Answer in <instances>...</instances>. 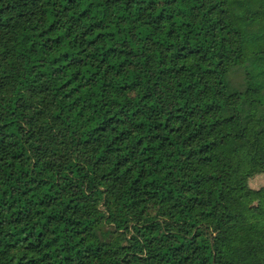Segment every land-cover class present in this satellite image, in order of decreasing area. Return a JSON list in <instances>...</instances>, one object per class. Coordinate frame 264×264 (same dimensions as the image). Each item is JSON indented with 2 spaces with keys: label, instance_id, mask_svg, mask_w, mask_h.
<instances>
[{
  "label": "trees",
  "instance_id": "1",
  "mask_svg": "<svg viewBox=\"0 0 264 264\" xmlns=\"http://www.w3.org/2000/svg\"><path fill=\"white\" fill-rule=\"evenodd\" d=\"M258 175L264 0H0V264H264Z\"/></svg>",
  "mask_w": 264,
  "mask_h": 264
},
{
  "label": "rangeland",
  "instance_id": "2",
  "mask_svg": "<svg viewBox=\"0 0 264 264\" xmlns=\"http://www.w3.org/2000/svg\"><path fill=\"white\" fill-rule=\"evenodd\" d=\"M249 187L254 191L247 196L248 205H258L263 200L264 177L262 175L255 176L249 181Z\"/></svg>",
  "mask_w": 264,
  "mask_h": 264
}]
</instances>
